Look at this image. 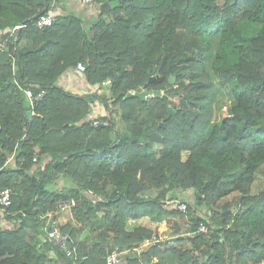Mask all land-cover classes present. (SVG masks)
Listing matches in <instances>:
<instances>
[{
  "label": "trees",
  "instance_id": "1",
  "mask_svg": "<svg viewBox=\"0 0 264 264\" xmlns=\"http://www.w3.org/2000/svg\"><path fill=\"white\" fill-rule=\"evenodd\" d=\"M47 1L60 14L37 29L28 19L43 0H0V191L12 190L0 207V264H72L47 236L65 199L76 202L59 226L73 264H106L114 247L140 248L125 264L263 262L264 0H94L89 20ZM78 63L94 92L59 85ZM139 87L167 98H125ZM218 88L231 104L215 122ZM25 90L45 95L30 105ZM97 103L107 114L93 118L108 127L89 124ZM145 218L167 221L176 240L128 226ZM74 221L100 238L91 251Z\"/></svg>",
  "mask_w": 264,
  "mask_h": 264
},
{
  "label": "built area",
  "instance_id": "2",
  "mask_svg": "<svg viewBox=\"0 0 264 264\" xmlns=\"http://www.w3.org/2000/svg\"><path fill=\"white\" fill-rule=\"evenodd\" d=\"M75 1H77L79 4L89 6L91 5V3H93L94 0H75ZM57 15H58L57 12L52 13L50 11H46L45 13H43L42 15H40L38 18L35 19L34 25L37 29L49 27L55 21ZM23 27H25V25L23 24L15 26L12 29L11 33ZM1 48H2V45L0 44V49ZM75 69L78 73H83L85 71V67L81 63H78ZM109 82L110 81L108 80L102 82V86L108 85ZM89 89L91 90L90 92H94L96 89V86H90ZM25 94L29 101V104L33 105L34 102L38 101L41 97L45 95V91L41 90L37 94H33L30 90H25ZM223 109L225 110V113L223 114L222 117L228 115V108L226 105L223 106ZM89 121H90L89 122L90 126H93V127H98V126L108 127L109 125H111V120L104 119V118L99 119V118L92 117L90 118ZM33 160H36V157ZM11 196H12V190L10 188H5L0 191L1 210H5L11 205ZM166 203L175 205L176 208L184 214L187 213L186 203H183L177 199L166 201ZM75 205H76V202L74 199H65V200H61L58 202V207H59L60 212H63L64 210L68 208L71 209ZM50 222H51V230L47 234L48 240L50 241L52 246H54L55 248H58L66 257L71 259V263L73 264L75 260L77 259L75 248L74 247L72 248L70 246L68 237L60 231L59 226H61V223L58 217L55 219H50ZM133 222L135 221L133 220ZM196 231L199 233L206 234L210 231V227L206 225L205 223H199ZM139 252H140V248H133L131 250H122L119 247H114L110 251V253L106 256L105 263L106 264H119L122 261V258L124 255L129 254V253H136L139 255ZM153 260L156 261V259H153ZM138 264H152V263L151 262L145 263L143 261H139Z\"/></svg>",
  "mask_w": 264,
  "mask_h": 264
},
{
  "label": "rangeland",
  "instance_id": "3",
  "mask_svg": "<svg viewBox=\"0 0 264 264\" xmlns=\"http://www.w3.org/2000/svg\"><path fill=\"white\" fill-rule=\"evenodd\" d=\"M60 1L62 3H64L66 5V7L69 8L70 10L80 12L81 14L85 11L84 6H79L74 0H60ZM88 9H89V11H90V9H93V11H95V9L92 8V6L91 7L89 6ZM89 11H87V13ZM50 12H52V13L57 12L58 13L59 11L57 9L53 8L50 10ZM87 13L85 14V16L87 15ZM209 39L212 42V45H213L212 47H213V52H214L215 49L217 48L218 40L216 37L209 38ZM208 67H209V64H208ZM63 80H65V79H63ZM65 81L68 82V86H70L72 88V90L76 89L79 91V93H84V92L90 91L88 84L83 81L82 75L78 74V72L76 70H75L74 74L67 77ZM67 82L63 83V84L67 86ZM217 94H218L217 98L220 102H217L215 104L216 108L214 110V115H213V120L215 122L218 121L220 118H222L223 114L225 113L223 106L226 105L227 108L229 109V106L231 104V95L226 89L218 88ZM172 100L175 103L177 102L176 98H173ZM98 104L99 103H97V108H95L94 106L92 107L91 113H92L93 117L100 116V114H101V112H100L101 110H99V109H101V107ZM118 117H119V112L114 113V118H115L114 121L118 122ZM107 191L110 193L112 191V187L108 186ZM183 195L186 197H191L190 201H193V199H194L193 198L194 195L191 191H186ZM234 195L235 194H231L226 199L231 202L233 200ZM188 201H189V199H188ZM198 209L203 214L202 211H204V208L201 206ZM64 211L68 212V217H70V216L72 217V215L70 214L71 213L70 208H68ZM204 215H205V213H204ZM58 219H59L61 225H63L64 220L63 219L60 220L59 217H58ZM137 224H144V225L154 227V229H156V231H157V235H159L161 239H164L165 237L167 238L168 235H170V232H169L170 230L163 227L162 224L161 225H155L154 224V226H153L152 224H149L148 222H146V219H139V220H136L135 222H133V220H130V219L128 220V226H134ZM75 225L78 227V242H82L84 244H87L88 245L87 249H89V251H91L90 248L92 247L93 243L100 241V238L98 237L96 231L91 228L90 224L80 226L79 224H77L75 222Z\"/></svg>",
  "mask_w": 264,
  "mask_h": 264
},
{
  "label": "crops",
  "instance_id": "4",
  "mask_svg": "<svg viewBox=\"0 0 264 264\" xmlns=\"http://www.w3.org/2000/svg\"><path fill=\"white\" fill-rule=\"evenodd\" d=\"M74 1H75V0H74ZM75 2H76L79 6H84L85 11H84L81 15H82V17H83L85 20H89V19H90V15H89V14H90V13L93 14V9H90V11H91V12H90L89 9H88V6H85V5L79 4L77 1H75ZM60 7L63 8L61 4H60ZM87 11H89V12L87 13ZM86 13H87V15L85 16ZM59 14H60V11L58 12V15H59ZM75 70H76V69L69 70V71H67L66 73H64V74L62 75L60 81H59V85L62 86L64 89L70 91L71 93H76V94H78V95L89 93L90 91H88V92H84V93H79L78 90H76V89L72 90V88H71L70 86H68V82L65 81V80H66L67 77H69V76H71L72 74H74ZM63 79H65V80H63ZM83 81L86 83V81H85L84 79H83ZM66 82H67V86L63 84V83H66ZM88 86L90 87V85H88ZM97 94H99V93H97ZM99 110H101V111H100V112H101L100 115H105V114H107L106 111L104 112V109H103V108H101V109H99ZM91 117H93V116H92V113H91V115L89 116V118H91ZM260 171H261V173L264 174V163L260 166ZM61 181H62V180H61ZM56 185H57V187H61V186H63V183L59 181ZM187 198L189 199V201L191 200V199H190L191 197H187ZM226 201H228V200L226 199ZM221 203H222V202L220 201V202L217 203V205H220ZM70 214H71V213H70ZM58 217L60 218V220H62V219L64 220L63 225L66 224L68 221L71 220V216L68 217V212H67V211L60 212V213L58 214ZM145 219H146V218H145ZM146 222H148L149 224H152L153 226H154V224H155V225H161V224H162L163 227H165L166 229H169V230H170V231H169V232H170V235L173 236V235H172V230L169 228L170 226L168 225L167 221H163L162 223H155V222H152V221L146 219ZM147 226H148V225H147ZM148 227H150L151 229H154V227H151V226H148ZM165 228H164V229H165ZM154 230H156V229H154ZM181 230H182V229H181ZM170 235H168V238H167V239L171 238ZM158 241H159V240H158ZM50 257H51L52 259L55 260V255H54V253H51V254H50ZM138 257H139V256H138ZM56 260H57V259H56ZM119 264H125V263H124V261L122 260ZM260 264H264V261L261 262Z\"/></svg>",
  "mask_w": 264,
  "mask_h": 264
},
{
  "label": "water",
  "instance_id": "5",
  "mask_svg": "<svg viewBox=\"0 0 264 264\" xmlns=\"http://www.w3.org/2000/svg\"><path fill=\"white\" fill-rule=\"evenodd\" d=\"M44 1V6L42 8V10H40L37 14H35L33 17L29 18L28 21H32L36 18H38L40 15H42L43 13H45L47 11V8H48V1L47 0H43ZM168 82L170 85H172L174 83V80L172 77H169L168 79ZM159 97H163V98H167L162 92L160 91H152V90H146V89H143L142 87H139L137 88L136 90L134 91H130L126 94L125 98L126 99H129V98H137L139 100H148V99H151V98H159ZM169 112H171V110H169ZM27 115L30 116L31 113L30 112H27ZM42 178L40 179L39 183H41L42 181ZM177 237H172V238H169V239H166L165 241L166 242H171V241H174L176 240ZM164 242L163 240H160V241H156V244L157 245H162Z\"/></svg>",
  "mask_w": 264,
  "mask_h": 264
}]
</instances>
